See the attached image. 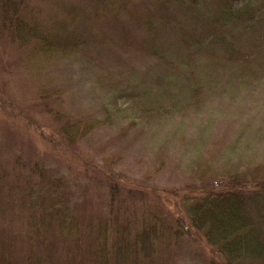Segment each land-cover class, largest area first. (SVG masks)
<instances>
[{
    "label": "rangeland",
    "instance_id": "374dc122",
    "mask_svg": "<svg viewBox=\"0 0 264 264\" xmlns=\"http://www.w3.org/2000/svg\"><path fill=\"white\" fill-rule=\"evenodd\" d=\"M190 1L0 0L36 28L0 37V264H89L80 230L42 240L27 224L51 205L28 198L36 166L51 201L64 193L80 220L126 210L118 225L155 195L173 211L177 193L264 177V18L228 31L211 0ZM156 263L196 264L184 248Z\"/></svg>",
    "mask_w": 264,
    "mask_h": 264
},
{
    "label": "trees",
    "instance_id": "16d2710c",
    "mask_svg": "<svg viewBox=\"0 0 264 264\" xmlns=\"http://www.w3.org/2000/svg\"><path fill=\"white\" fill-rule=\"evenodd\" d=\"M179 1L181 0H168L173 5ZM192 1L196 0L190 2ZM236 2L237 0H211L216 24L228 27V31L239 29L241 33L255 29L257 23L260 24V16L264 18V0L262 13L260 7L253 6L251 2L234 9ZM17 15L20 14H16L15 10L10 9L8 12L0 5V23L4 28L7 26L6 33V30L0 29V37L7 36L17 42L28 40L27 36L34 35V22L25 19L23 14ZM23 24H29L33 29L27 31L19 27ZM38 44V49L46 53L55 46L54 42L46 44L39 41ZM33 171L41 184L31 189V195L28 189L30 203L33 205L42 202V205L47 206L50 202L51 205L48 208L31 207L32 213L26 216L27 224L42 240L45 237L47 240L52 233L63 237L68 231L80 230V236L86 243H77L86 253L82 259L90 258L89 264H157L156 261L160 262L166 252H174L178 248L188 250L196 264H264V177L246 178L243 182L232 181L228 184L218 183L209 190L198 188L177 193L174 195L176 205L173 211L165 208V202L155 195L153 202L144 199V209L140 206L132 208L139 213L140 210L143 211L139 216L141 221L130 218L125 220L130 215L127 214L118 225L114 223V218L117 219L126 210L107 216L111 219L108 223L96 214L89 219L86 218L89 215H81L83 219L80 220L77 215H73L74 211L78 212L76 208L69 206L64 193H53L56 201L50 200V194L45 193L42 183L46 179L42 167L36 166ZM117 181L118 178L114 177L108 188L113 190L118 187ZM53 186L56 191H60V182H53ZM111 198L112 196L108 206L114 208L119 199ZM44 199L48 200L47 203L43 202ZM157 200L161 202L157 203ZM149 202L151 206L146 207ZM59 204L62 205L57 206ZM32 238L33 235L30 239ZM4 248L7 250L5 245ZM78 251L81 252L80 249ZM7 254L9 261V250ZM31 255L32 252L27 255V259L29 264H34Z\"/></svg>",
    "mask_w": 264,
    "mask_h": 264
}]
</instances>
